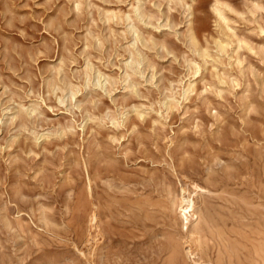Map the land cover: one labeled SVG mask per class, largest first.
Wrapping results in <instances>:
<instances>
[{
	"label": "rangeland",
	"instance_id": "rangeland-1",
	"mask_svg": "<svg viewBox=\"0 0 264 264\" xmlns=\"http://www.w3.org/2000/svg\"><path fill=\"white\" fill-rule=\"evenodd\" d=\"M0 264H264V0H0Z\"/></svg>",
	"mask_w": 264,
	"mask_h": 264
},
{
	"label": "bare ground",
	"instance_id": "bare-ground-1",
	"mask_svg": "<svg viewBox=\"0 0 264 264\" xmlns=\"http://www.w3.org/2000/svg\"><path fill=\"white\" fill-rule=\"evenodd\" d=\"M183 202L188 204L189 203V200L184 197L183 198ZM91 220H92L91 223L93 224L95 222V216H93Z\"/></svg>",
	"mask_w": 264,
	"mask_h": 264
}]
</instances>
